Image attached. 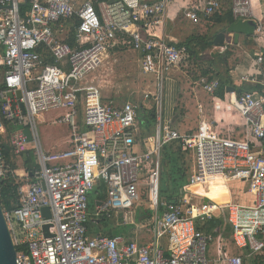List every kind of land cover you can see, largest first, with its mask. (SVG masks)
<instances>
[{"label":"built area","instance_id":"2783aa9c","mask_svg":"<svg viewBox=\"0 0 264 264\" xmlns=\"http://www.w3.org/2000/svg\"><path fill=\"white\" fill-rule=\"evenodd\" d=\"M259 1L0 0V181L17 177L18 202L4 213L18 264H215L209 256L215 236L199 227L223 209L235 246L249 257L264 252V48L254 57L258 75L244 73L237 80L230 71L235 91H226L227 103L242 121L239 135L221 133L215 121L206 119L194 130L181 131L165 116L163 97L170 71L189 57L188 47L167 31L168 23L180 13L200 23L229 7L235 20L256 22L253 40L259 45L264 39V15L256 13ZM75 18L76 44L71 45L65 39ZM238 45L231 33L208 54H226ZM120 47L139 53L142 73L153 76L148 87L155 88L143 98L154 105L155 131L147 136L139 130V101L106 100L100 87L85 81ZM212 77L201 74L198 85L216 96L221 81ZM243 83L263 89L240 93L237 85ZM215 106L223 103L217 98ZM56 110L61 112L52 124L68 126L69 147L51 151L40 139L38 117ZM172 142L194 153L198 168L182 195L168 201L160 197L161 157ZM5 144L16 155L32 150L36 167L14 169ZM211 176L247 183L253 202H215L194 192L193 186L210 184L206 178ZM143 189L155 208L151 242L89 234L91 216L98 222L104 213L135 224L134 208ZM93 191L98 197L95 215H90ZM220 262L246 264L238 253H226Z\"/></svg>","mask_w":264,"mask_h":264},{"label":"rangeland","instance_id":"374dc122","mask_svg":"<svg viewBox=\"0 0 264 264\" xmlns=\"http://www.w3.org/2000/svg\"><path fill=\"white\" fill-rule=\"evenodd\" d=\"M256 3V13L258 15H264V12L261 10L260 5L258 4L259 2ZM262 3L264 4V0L262 1ZM237 23L243 30L244 35L249 37H252L254 35L253 32L256 26V22L254 20H240ZM216 30H219V27H217L216 29V26H210V24H206L205 22L195 23L193 20L186 17L184 13L178 14V17L175 21V26L170 24V31H173L177 36L180 37V39H182V41H185L186 39L191 37H210L213 36ZM248 42L255 43L252 39H249ZM260 42L261 44L264 43V39H261ZM210 51L211 46L206 50V56L213 58L214 60H218V54L215 53L209 55L208 53ZM233 51H231V53L229 54V58L231 60H229L228 65L223 62V59H220L216 63L217 67L210 66L207 62L203 64V66L206 67V69L210 68L213 73L215 72V68L220 73H226L231 70L236 71L239 65L242 64V67L240 69H237L238 71H236L235 73V78L239 80L242 74L251 73V58L245 55L244 57H242V59L241 50H239L238 48ZM140 66V56L137 52L131 50L130 48H120L118 50L115 49L101 61L100 66L95 71L91 72L87 76L85 81L87 83H92L100 87L106 100L113 99L119 103H122L123 101L128 100V97H130L131 99H136L137 101H139V103L143 105V109L140 111L139 115V130L144 132L150 125H154L153 120L149 118L150 113L154 111V105L148 102L144 103V93L147 90H154L155 87H148V82L152 83L151 81L153 79V76L144 75L141 71ZM252 66L254 67V63ZM201 74L202 73L200 68L198 67V64H196V62L192 60L185 63L184 65H181L179 69L170 71L167 79L165 80L163 97L166 117H172L177 99L180 105L179 107L182 108L181 105L183 104L182 101L185 96L184 93L192 92V94L194 95H192L193 98L191 99L190 104L193 115L190 118L188 116V119L185 116L184 121L188 124L184 127V130L196 129L198 119L195 121L194 115H197L196 113L198 112V104L201 102L202 104L207 105L212 100L210 96L211 94L205 92L202 87L198 85V79L200 78ZM216 97L223 103L222 108L228 109V94L226 93V91L222 95L217 92ZM230 110L236 113V111L232 107H230ZM60 112V110L51 111L45 113L42 117H38L40 139L42 140L44 146L47 145L46 143H48L47 147L51 151L64 150L69 147L70 133L68 126L66 124H52V120L56 119ZM232 115L233 116L230 119H226L224 126L220 128L226 135L228 134V132H240L243 127L241 122L238 120V117H236L237 113L236 115H234V113ZM188 121L191 123L189 124ZM154 127L155 126H153V129ZM6 140L8 141L9 137H7ZM8 147L10 148V146ZM11 150L12 149L10 148V151ZM10 156L12 163L16 164L18 170L25 169L24 163L27 155L23 157L21 154L16 155L15 153H11ZM188 161L191 165L189 173H192L195 168H198V161L197 158L192 155V153L188 155ZM18 179L21 178L19 177ZM96 191L102 195V190L100 188H96ZM96 191H93L89 195L90 215H95L96 199L98 197ZM140 194L141 198L136 202V206L134 208V218L136 223L127 225H135V227L130 228V231L133 232L132 239H137L139 237L142 242L148 243L152 240L153 237V220L151 223V219L149 217L152 214H155V208L152 202L149 201L146 190H141ZM222 213L224 215L223 220L225 222V226L230 227V224L227 221V210L223 209ZM120 220V217L117 214H113L112 212L104 213L99 222H94L93 216H91V220L88 224L89 234L91 236H96L98 234H108L116 224H122V221ZM207 224L208 222L206 223V225ZM262 259L264 260V257Z\"/></svg>","mask_w":264,"mask_h":264},{"label":"trees","instance_id":"16d2710c","mask_svg":"<svg viewBox=\"0 0 264 264\" xmlns=\"http://www.w3.org/2000/svg\"><path fill=\"white\" fill-rule=\"evenodd\" d=\"M200 22H205L206 24H210V26H218L221 23H224L226 25H233L234 24V18L232 16L231 10L229 7L225 8L223 14L215 15L210 18H201ZM79 21L77 18L73 19L69 24L70 32L66 36V42H68L71 45L76 44L75 39V28L78 25ZM229 32H232L230 30ZM215 37V33L213 36L210 37H191L186 39L182 42L183 45H186L188 47V62L194 60L196 64H198V67L201 70V73L203 75H208L213 73L210 68L206 69V67L203 66L206 62L210 66H216L217 61L220 59H223V54H218L217 59L214 60L213 58H210L206 55H201V53L205 52L209 47V42ZM200 41V42H199ZM201 43V44H199ZM229 51L226 53V57L229 56ZM226 60L223 59V62ZM226 63V62H225ZM215 72L213 73V77H217L221 81V86L219 90L217 91L220 95L225 93L227 91V87L233 84L232 77L229 75V71L226 73H220L216 68L214 69ZM212 77V78H213ZM238 91L240 93L247 92V91H255V90H261L263 89V86L260 84H250V83H243L240 85H237ZM128 99H131L128 97ZM153 122L155 123V116L154 111L150 113V117ZM14 130V128H12ZM153 130L149 131L151 134ZM8 144L4 145V153L7 161L11 162V153H14L12 150L10 151V148L8 147ZM29 153V155H27ZM191 152H185L181 149V146L179 142H172L166 145L162 150V157H161V165L163 167V171L161 173L160 178V197L162 199L168 200V201H175L178 199L182 193V189L184 186L188 183V179L191 173H189V170L191 169V165L188 161V155ZM26 156L25 159V168L29 171L33 170L36 167V162L34 160V155L32 150L23 153V157ZM12 167L14 169H17V166L15 163H12ZM16 178L14 175L9 176L8 178L0 181V201L3 206V208L7 211H11L15 208L16 203L18 202V192L17 188L18 185L16 184ZM154 214H152L149 218L151 219V223L153 220ZM140 222V221H139ZM207 223V222H206ZM221 223L220 219L213 218L211 220H208V224L199 225L202 230L205 231H212L215 226ZM131 227H135V225H115L114 228L110 230L108 234H105L107 236H118V235H125L129 239L133 238V232L130 231ZM18 250H20L18 248ZM260 262H264L263 259L258 258L254 264H258Z\"/></svg>","mask_w":264,"mask_h":264},{"label":"crops","instance_id":"0c3cea01","mask_svg":"<svg viewBox=\"0 0 264 264\" xmlns=\"http://www.w3.org/2000/svg\"><path fill=\"white\" fill-rule=\"evenodd\" d=\"M262 1L263 0H260L258 4L260 5L262 11L264 12V4L262 3ZM177 13L178 12L173 9L171 14H172V16H175ZM177 17H178V14H177L176 18H174V20L172 22L168 23L167 31L174 38H176L177 40L183 42L182 39H180L179 36H177L173 31H170V24L175 26V21H176ZM234 21L235 22H234V24L232 26L231 25L230 26L226 25L224 23H221L220 25L216 26V29H217V27H219V30L215 31V35L217 33L221 32V31H223V30H227V36L230 35L231 33L234 34L235 32H233L234 31L233 28H238V27L240 28L239 24L237 23L240 20H235L234 19ZM230 30H232V32H229ZM234 39H235V37H234ZM249 39L253 40V36L252 37L246 36L242 32L240 34V36H239V41L237 42V43H239V45L234 47V50L237 49V48L239 50H241V58L244 57L245 55H247L248 57L251 58V63H252L251 64V68H250L251 73L252 74L253 73L257 74L256 68L253 67L252 65L254 63V57H255L256 50L258 48H264V43H262L263 45L260 43L259 44L260 46H259L256 43L248 42ZM120 48H123V47H120ZM120 48H118V49H120ZM118 49H116V50H118ZM229 53H231V50H229ZM139 56H140V54H139ZM222 57H223L224 60H226L225 62L228 65L229 60H231L229 58L230 56L226 57V54H223ZM140 61H141V57H140ZM241 67H242V64H240L237 69H240ZM237 69H236V71H238ZM236 71L233 70L234 74L236 73ZM260 78H262V77L260 76ZM233 79H235V78H233ZM184 95L185 96H184V99H183L182 103L184 104L185 107L182 104L181 105L182 108H180L179 107L180 105H179L178 99H177L176 106H175V108L173 110L172 117H170V118L172 119V121L174 123V126L176 128L180 129L181 131H191V130H184V127L188 124L187 122L184 121L185 120L184 118L186 116V118L188 119V116L190 118L193 115L192 114V108H191L190 104H191V99L193 98L194 95L192 94V92L191 93L186 92V93H184ZM210 96H211L212 100L209 102V104L204 105L201 102L198 104V112L196 113L197 115H194L195 121L198 119V124L196 125V128L199 126V124H200L202 119L212 120V121L216 122V126H217L216 128L221 133H224V131L221 130L220 128L224 126L226 119H230L233 116L232 114L234 113V115H236V113L233 112L232 110H230V108H228V109L227 108L226 109L217 108L215 106V101H216L217 97L216 96H212V95H210ZM109 100H113V99H109ZM113 101H115V100H113ZM182 110H185V111H182ZM225 111L230 116L227 115V113ZM236 117H238V116H236ZM238 120L240 121L239 117H238ZM195 121H194V123H195ZM240 122L242 124V121H240ZM190 123L191 122H189V124ZM221 124H222V126H221ZM153 126H155V123H154ZM153 126L150 125L144 132L141 131L142 135L143 136L150 135L149 131H151L153 129ZM192 130H194V129H192ZM242 130H243V127H242ZM242 130H240V132L239 131H237V132H228V134L239 135V134L242 133ZM154 131H155V127H154L152 133H154ZM46 144L48 145V143H46ZM47 145H45V146H46L47 149H49L47 147ZM192 155L195 157L194 153H192ZM162 171H163V168H162ZM206 181H208V183H210V184L201 185V186L197 185L196 187H193L194 192H196V193H198V194H200L202 196L209 197L211 200H213L215 202H223L225 200H230V201H233V202H236V203H240V204H249V203L253 202V196L249 192L248 185H247V183H245L243 181L233 180V181H230V182H225L219 176H217V177H207ZM181 195H182V193H181ZM223 216L224 215L222 213L221 216L214 217L216 219H220L221 223L218 224L217 226H215V228L212 231H209V232L213 233V235L215 236V243L210 248V253H209L210 259L215 264H223V263L220 262V260L224 257V255L226 253H228V254H230V253L231 254L232 253H238V254L243 255L246 264H254V262H256L257 259L260 258V257L262 259L264 257V252L262 254H259V255H256V256L249 257L248 256V252L246 250L238 249L235 246L234 241H233V236H232L233 235L232 227H231V225H229L230 227L225 226V222L223 220ZM227 221H228V218H227ZM206 222H208V220ZM206 222L204 224H206ZM101 235H103V234H101ZM137 239L140 242H142L139 237ZM143 243H146V242H143Z\"/></svg>","mask_w":264,"mask_h":264},{"label":"water","instance_id":"95a60500","mask_svg":"<svg viewBox=\"0 0 264 264\" xmlns=\"http://www.w3.org/2000/svg\"><path fill=\"white\" fill-rule=\"evenodd\" d=\"M234 37L235 41H239V36L243 32L242 29L238 28H233ZM227 36V30H223L215 35V37L209 42L210 46L214 45H220L225 42ZM227 91H235L234 86H229L227 87ZM21 92H18V97H21ZM21 108L23 113L26 112L25 105L21 104ZM25 129L24 132L27 136V139L29 142H31L32 135L30 129L27 127L28 122L25 120ZM44 215L46 217L50 216L49 208L46 207L44 208ZM0 264H18L17 263V247L13 241L11 231L9 229L7 220L5 218V213H4V208L1 204L0 201Z\"/></svg>","mask_w":264,"mask_h":264},{"label":"bare ground","instance_id":"6f19581e","mask_svg":"<svg viewBox=\"0 0 264 264\" xmlns=\"http://www.w3.org/2000/svg\"><path fill=\"white\" fill-rule=\"evenodd\" d=\"M211 177H217V176H211ZM196 186H193V187H196ZM211 209L214 211V213L216 215H219L220 214V210H219V208L216 205H212Z\"/></svg>","mask_w":264,"mask_h":264}]
</instances>
